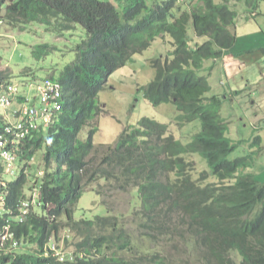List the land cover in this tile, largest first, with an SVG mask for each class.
Instances as JSON below:
<instances>
[{
	"label": "trees",
	"instance_id": "trees-1",
	"mask_svg": "<svg viewBox=\"0 0 264 264\" xmlns=\"http://www.w3.org/2000/svg\"><path fill=\"white\" fill-rule=\"evenodd\" d=\"M115 1L121 9L111 0H0L8 27L25 30L39 22L61 35L80 24L85 31L73 59L57 77L48 76L60 82L62 108L46 133H34L20 154L18 176L9 182L5 208L17 207L29 181L39 188V206L21 222H11L20 245L0 250V264H264V180L238 173L247 157H228L238 145L224 135L221 100L207 95L210 83L199 74L205 59L235 54L239 37L231 27L237 11L228 3L242 0H186V8L179 0ZM244 1L256 7V0ZM190 21L194 36L203 37L193 46L187 42ZM165 36L172 49L150 60L155 75L143 86V96L152 104L173 103L178 125L199 120L201 130L184 144L164 123L144 116L98 153L93 135L106 112L99 90L134 53ZM38 48L34 52L41 57ZM258 50L264 52V46ZM6 78L0 72V80ZM38 153L34 170L28 161ZM194 153L209 167L197 179L189 159ZM88 187L103 198L108 214L76 219L78 199ZM136 190L140 204L118 213L115 193L129 192L131 200ZM60 238L73 247L63 259L56 253L67 254L59 250Z\"/></svg>",
	"mask_w": 264,
	"mask_h": 264
},
{
	"label": "rangeland",
	"instance_id": "rangeland-1",
	"mask_svg": "<svg viewBox=\"0 0 264 264\" xmlns=\"http://www.w3.org/2000/svg\"><path fill=\"white\" fill-rule=\"evenodd\" d=\"M111 1L121 9L115 0ZM215 2L220 3L222 0ZM148 3L151 4V0H148ZM178 3L182 4V8L188 7L186 0H179ZM228 4L237 11L235 24L231 29L236 36H242L233 47L235 54L244 52V48L258 50L263 47V43L258 42L255 46L252 41H246L244 36L264 32V0H256L254 2L256 7L247 4L244 0L237 3L230 1ZM187 34V42L190 46L203 41V37L194 36L191 21L187 25ZM84 36L85 31L80 24H77L74 30L58 35L55 30L39 22L28 23L25 30H20L17 27L6 26L3 20L0 25V72L7 73V79L10 78L13 82H18L22 78L21 72L24 69L34 73L36 78L51 75L55 78L73 59L75 46ZM165 39L157 37L147 48L134 53L122 67L109 75L106 84L99 90L98 100L106 112L99 116L97 130L93 135V144L95 148L99 147L98 153L115 144L124 126L136 125L144 116L164 123L167 132L184 144L201 130L199 120L178 125L175 120L178 111L173 103L152 104L143 96V86L155 75L150 60L165 56L172 49L168 42L170 37L165 36ZM37 45L41 57L34 52ZM235 54L228 52L216 60L205 59L199 74L207 76L210 83L211 88L207 95L215 94L221 100L218 112L227 122L224 135L238 145L228 157L230 159L247 157L246 167H241L238 173L242 171L258 173V177L264 179V173H261V168L264 167V52L258 50L237 55L236 61L241 63L239 61L241 59L243 63L238 65L237 75L233 73L228 76L225 74L226 65L231 63L230 55L236 56ZM237 91L240 92L235 94ZM87 132L88 127L82 129L79 139H84ZM256 137H259V142L254 141ZM40 154L33 157L34 170ZM189 157L196 165L193 178L197 179L203 170L209 171L206 159L199 153ZM16 175V173L9 175L8 182L14 180ZM210 180L209 178L208 182ZM100 182L103 183L104 180ZM132 196L130 200L129 192L115 193L112 202L118 204V213L128 214L131 208L140 204L137 190ZM108 211L109 207L103 202V198L94 189L88 187L82 191L78 199L75 218L104 216ZM57 244L60 251L67 253L63 254L64 256L71 254L73 247L67 245L62 238ZM180 256L182 257L181 254ZM232 256L240 262L241 257L236 251L232 252ZM187 264L200 263L187 262Z\"/></svg>",
	"mask_w": 264,
	"mask_h": 264
},
{
	"label": "built area",
	"instance_id": "built-area-1",
	"mask_svg": "<svg viewBox=\"0 0 264 264\" xmlns=\"http://www.w3.org/2000/svg\"><path fill=\"white\" fill-rule=\"evenodd\" d=\"M0 10V25L3 22ZM62 108L60 82L51 77L0 81V250H17L20 240L11 222H21L39 206V188L27 182L17 207H6L9 175L19 174L20 154L36 132L47 129ZM40 169L39 174H42ZM26 173V171H24ZM15 177V178H16ZM55 248L51 245V249ZM60 259L63 254L56 251Z\"/></svg>",
	"mask_w": 264,
	"mask_h": 264
},
{
	"label": "crops",
	"instance_id": "crops-1",
	"mask_svg": "<svg viewBox=\"0 0 264 264\" xmlns=\"http://www.w3.org/2000/svg\"><path fill=\"white\" fill-rule=\"evenodd\" d=\"M246 16H248L246 14ZM250 17V16H249ZM239 37H242V36H239ZM246 38V41H252V43H254L255 46H257L258 42H261L263 43L262 46L264 45V32H260V33H255L251 36H244ZM252 45V47L254 46ZM245 51H248L247 48H244ZM231 56V63L229 65H226V72L225 74L230 76L232 75L233 73H236L237 75V72H236V69L238 68V65L243 63V60L239 59V61H241V63L237 62L235 58H238L237 55L234 56V55H230ZM228 59V58H227ZM264 167L261 168V173H264ZM258 175V173H255ZM261 180H264V179H261Z\"/></svg>",
	"mask_w": 264,
	"mask_h": 264
},
{
	"label": "clouds",
	"instance_id": "clouds-1",
	"mask_svg": "<svg viewBox=\"0 0 264 264\" xmlns=\"http://www.w3.org/2000/svg\"><path fill=\"white\" fill-rule=\"evenodd\" d=\"M4 6H5L4 4H0V10H2V12H3V16H2V18H3L4 22H5V18H4V15H5V7H4ZM23 78H25V77L22 76L21 79H23ZM21 79H20V80H21ZM2 80H10V78H9V79L6 78V79H2ZM2 80H0V81H2ZM57 113H58V112H57ZM57 113H56V114H57ZM56 114H55V115H56ZM44 130H45V129H44ZM44 130H42L43 133L46 132V131H44ZM32 161H33V158H32L30 161H28V163H29V164H32ZM40 169H42V168H40ZM38 170H39V169H38ZM256 175H257V174H256ZM257 176H258V175H257ZM15 179H16V178H15ZM11 181H12V180H11Z\"/></svg>",
	"mask_w": 264,
	"mask_h": 264
}]
</instances>
